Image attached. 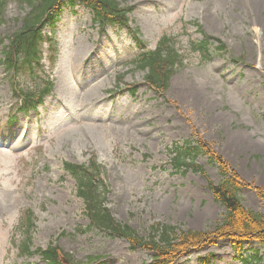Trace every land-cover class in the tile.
<instances>
[{
	"label": "rangeland",
	"instance_id": "374dc122",
	"mask_svg": "<svg viewBox=\"0 0 264 264\" xmlns=\"http://www.w3.org/2000/svg\"><path fill=\"white\" fill-rule=\"evenodd\" d=\"M119 1L132 8L127 17L149 48L169 34L184 57L164 95L145 83L146 71L129 63L138 51L131 34L115 25L102 33L92 22L93 11L80 2L63 8L53 31L46 28L57 45L54 65L47 44L43 60L54 88L36 111L12 117L15 99L0 46V264H47L39 255L20 258L13 244L14 234L21 239L17 225L26 208L37 215L35 247L54 239L76 264L150 260V252L131 250L124 238L77 230L89 220L64 161L87 162L96 154L107 168L108 207L118 221L143 235L157 221L207 230L225 214L203 174L179 177L162 169H168L167 148L174 142L203 138L243 183L264 190V8L257 10L254 0ZM28 11L27 4L9 0L0 16V39L7 43ZM197 24L228 51L215 50L211 60L203 61L192 49L201 37ZM81 44L86 46L81 49ZM232 55L242 61L231 60ZM27 80L33 87L35 80ZM124 84H138L137 94ZM198 161L214 181L220 180L206 157ZM240 195L247 207L264 213L254 188L244 186ZM251 248L260 246L245 243L244 255H253ZM89 256L98 257L90 261ZM174 264L243 263L230 240L220 239Z\"/></svg>",
	"mask_w": 264,
	"mask_h": 264
},
{
	"label": "trees",
	"instance_id": "16d2710c",
	"mask_svg": "<svg viewBox=\"0 0 264 264\" xmlns=\"http://www.w3.org/2000/svg\"><path fill=\"white\" fill-rule=\"evenodd\" d=\"M8 0H0V11ZM26 2L30 10L23 18L22 24L9 38V43L0 42L3 45V65L5 66L9 82L12 86L14 97L17 99L18 111H29L37 108L43 101L45 94L52 88V80L43 69L41 59L43 57V43L51 42L52 37L44 33L46 25H53L56 14L62 5L74 4L78 0H22ZM91 6L101 24L125 22L127 13L131 9L122 5L119 0H81ZM1 13V12H0ZM203 32V31H202ZM202 40L192 45L193 51L201 54L204 61L211 58V37L204 33ZM214 46V50L226 52L227 46L220 39ZM145 52L136 68L146 71L145 82L157 92L164 93L170 85V80L180 66L184 65V57L176 47L174 38L164 36L157 49L149 50L143 44ZM54 60V55H52ZM237 60V59H235ZM30 75L38 78L39 83L35 87L25 86L22 77ZM195 142V143H193ZM184 145L177 143L175 162L185 164L188 156H192L195 171L204 172L200 165L194 163L198 154L207 155L210 162L219 168L221 179L215 183L207 176L208 187L215 201L225 208L222 219L215 227L207 230L184 229L178 225L165 222H154L149 227V233L142 236L137 230L127 224L118 221L106 206L108 186L101 177L103 167L95 158L90 165L65 162L68 169L77 179V193L85 201V212L89 216L93 226L98 227L109 236H121L128 239L132 249H144L152 254L151 259L144 264H172L176 259L191 252L194 248L203 244L217 243L220 239H229L239 258L245 264H262L264 255V213L257 212L244 204L240 195L241 188L246 185L229 166L222 155L217 153L212 145L199 137L195 140H185ZM189 163V166H191ZM255 190L264 201V190L256 187ZM31 213L26 220L30 221ZM30 235V231L27 232ZM30 237L21 245L23 253L30 250ZM254 241L261 249L254 248L253 255H244L245 242ZM37 252L50 264H64L58 247L52 244L46 250ZM262 252V253H261ZM93 259V257H91Z\"/></svg>",
	"mask_w": 264,
	"mask_h": 264
},
{
	"label": "bare ground",
	"instance_id": "6f19581e",
	"mask_svg": "<svg viewBox=\"0 0 264 264\" xmlns=\"http://www.w3.org/2000/svg\"><path fill=\"white\" fill-rule=\"evenodd\" d=\"M254 4H255V7H256L257 10H260V12L263 11L264 0H254ZM84 46H86V45L81 44L80 48L83 49ZM100 63H102V65H105V62L103 63V61L100 62Z\"/></svg>",
	"mask_w": 264,
	"mask_h": 264
}]
</instances>
